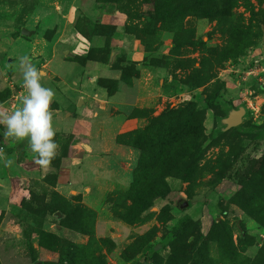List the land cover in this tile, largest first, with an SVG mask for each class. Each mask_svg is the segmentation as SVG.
<instances>
[{
    "label": "rangeland",
    "instance_id": "1",
    "mask_svg": "<svg viewBox=\"0 0 264 264\" xmlns=\"http://www.w3.org/2000/svg\"><path fill=\"white\" fill-rule=\"evenodd\" d=\"M21 56L59 149L0 126V264H264V0H0V111Z\"/></svg>",
    "mask_w": 264,
    "mask_h": 264
},
{
    "label": "clouds",
    "instance_id": "2",
    "mask_svg": "<svg viewBox=\"0 0 264 264\" xmlns=\"http://www.w3.org/2000/svg\"><path fill=\"white\" fill-rule=\"evenodd\" d=\"M19 69L27 94L22 97L21 107L10 113L0 111V126L5 128L3 137L5 140H27L28 148L36 154L35 163L50 170L59 149L51 110L55 92L42 85L44 73L35 67L30 57L19 58ZM4 152V148L0 146V159L4 160L5 167H10L14 159L5 158Z\"/></svg>",
    "mask_w": 264,
    "mask_h": 264
},
{
    "label": "water",
    "instance_id": "3",
    "mask_svg": "<svg viewBox=\"0 0 264 264\" xmlns=\"http://www.w3.org/2000/svg\"><path fill=\"white\" fill-rule=\"evenodd\" d=\"M34 30H28L25 27H22L21 29V33L23 35H31L33 33ZM245 107H243L242 105L235 107H229L226 109L225 113L226 115L222 118H220V123H221V127L220 130L221 131H225L227 129L236 127L238 125L241 124L242 122V117L245 114ZM86 147L89 148V145L85 144ZM44 171H48L49 169H44ZM187 203L185 202L184 205H186ZM182 205V206H184Z\"/></svg>",
    "mask_w": 264,
    "mask_h": 264
},
{
    "label": "trees",
    "instance_id": "4",
    "mask_svg": "<svg viewBox=\"0 0 264 264\" xmlns=\"http://www.w3.org/2000/svg\"><path fill=\"white\" fill-rule=\"evenodd\" d=\"M99 35V34H98ZM150 128V127H149ZM149 128H145L143 131L138 132V131H133L129 134L123 135L120 138V142H127L129 144H133V146H140L139 143H137L136 140L138 139H144V138H149L150 135V129ZM240 128V126H236L234 127V129L238 130ZM258 138H263L264 139V133H257L256 135ZM164 141V139H163ZM162 142V146H165V144H163ZM164 149V148H163ZM146 172H144L143 166L141 165L139 168L136 169L135 171V181H139V179L145 174ZM135 181H133V183L135 184ZM182 229L181 225L179 227H177L176 232H180Z\"/></svg>",
    "mask_w": 264,
    "mask_h": 264
},
{
    "label": "crops",
    "instance_id": "5",
    "mask_svg": "<svg viewBox=\"0 0 264 264\" xmlns=\"http://www.w3.org/2000/svg\"><path fill=\"white\" fill-rule=\"evenodd\" d=\"M148 90H149V89H143V91H142V92L144 93V92H146V91H148Z\"/></svg>",
    "mask_w": 264,
    "mask_h": 264
}]
</instances>
